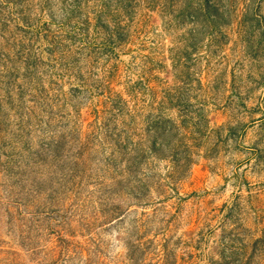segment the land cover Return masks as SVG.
Listing matches in <instances>:
<instances>
[{"label": "rangeland", "instance_id": "rangeland-1", "mask_svg": "<svg viewBox=\"0 0 264 264\" xmlns=\"http://www.w3.org/2000/svg\"><path fill=\"white\" fill-rule=\"evenodd\" d=\"M0 264H264V0H0Z\"/></svg>", "mask_w": 264, "mask_h": 264}]
</instances>
